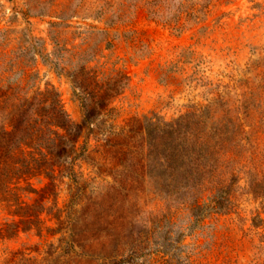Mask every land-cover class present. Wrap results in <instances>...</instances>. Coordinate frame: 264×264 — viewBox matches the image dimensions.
Masks as SVG:
<instances>
[{
    "label": "rangeland",
    "instance_id": "374dc122",
    "mask_svg": "<svg viewBox=\"0 0 264 264\" xmlns=\"http://www.w3.org/2000/svg\"><path fill=\"white\" fill-rule=\"evenodd\" d=\"M177 1L167 0L162 12H172ZM125 2L130 7L119 19V11L113 13L104 0H0V29H13L16 38L21 31L28 32L37 46L42 43L44 51L50 52L52 61L36 55L33 67L39 74L34 87L54 86L70 123L69 134L46 141L49 147L43 156L51 164L44 167L46 174L41 180L28 179L41 189L26 192L21 203L14 201L17 209L18 204H31L40 221H25L0 200V258L7 256L5 264H160L155 260L161 242L189 220L186 209L178 211L174 223L160 217L176 201L160 199L152 183L128 194L109 184L107 172L112 166L118 162L122 166V159L125 165L136 161L135 155L124 157L115 145L123 138H114L107 151L92 150L97 142L92 133L83 142L82 112L70 74H79L77 81L85 78L80 67L101 46L105 55L97 54L99 60L108 61L107 66L118 60L115 66L123 71L103 68L108 74L105 80L95 85L89 77L83 85L122 90L112 97L109 105L114 108L108 114L101 113L100 93L91 97L96 129H107L109 124L119 129L137 118L142 122L143 116L165 120L197 116L198 106L208 124L247 116L246 122L253 124L252 151L264 168V0H211L206 18L188 22L180 33L162 19L152 18L143 0ZM107 43L111 45L106 47ZM75 51L79 56L73 55ZM87 151L94 160L84 157ZM69 163L75 164V181L68 176ZM19 168L17 163L9 171L17 176ZM240 184H245L244 177ZM246 190V186L239 190L237 200L240 214L247 218L244 223L236 222L234 213L206 218L207 226L186 235L188 251L203 247L201 252L212 264L228 228L236 240L242 234L239 224L252 227L249 217L261 208ZM94 223H101V229H92ZM144 223L151 235L140 244L133 231ZM242 239L238 253H231L236 259L231 264H264V226L249 228ZM258 243L261 248L255 247ZM197 260L206 262L204 256Z\"/></svg>",
    "mask_w": 264,
    "mask_h": 264
},
{
    "label": "trees",
    "instance_id": "16d2710c",
    "mask_svg": "<svg viewBox=\"0 0 264 264\" xmlns=\"http://www.w3.org/2000/svg\"><path fill=\"white\" fill-rule=\"evenodd\" d=\"M210 1L178 0L170 13L162 12L163 4L167 0H143V4L146 5L147 12L152 18L162 19L170 28L180 33L188 22H198L206 18ZM104 2L113 8H111L112 12L119 11L117 13L119 19H123L130 7L125 0H104ZM13 32L11 28L0 29V37H2L0 40V200L8 203L10 212L24 216L25 221L38 222L40 219L31 209V204L26 202L18 204L19 210L13 208L14 201L21 203L26 192H38L41 189L31 186L28 179L34 177L41 180L42 174H46L44 167L47 164L51 165L49 158L43 156L46 153L44 149L49 147L46 141L69 134L70 123L56 88L52 85L43 90L34 87L39 74L33 67L36 55L46 61H52L50 52L44 51L42 43L37 46L32 41L35 39L34 36L28 32L21 31V36L18 38L12 36ZM106 45L109 47L108 45L111 44ZM102 49L101 46L97 52L85 57L79 70L81 74L86 75L85 78L77 81L79 74L76 72L70 74L73 92L82 112L79 130H84L83 142L87 141L89 134L92 133L97 141L96 147L92 150L98 148L107 151L113 143L112 140L115 141L114 138H123L115 145L120 147L118 150L124 152V157L135 155L136 161L131 165H125V160L122 159L120 161L124 165L121 166L118 162L119 165L112 166L107 172L111 179L109 184L123 190L125 194L135 190L139 193L143 190L144 183L154 184L152 191L156 196L163 200L176 201L172 210L160 212V217L167 216L170 223L181 209H186L188 212L189 220L185 226L175 229L173 236H167V239L161 242L158 249L161 254L155 261H159L160 264H208L206 254L201 252L203 247H199L196 252L188 251L190 245L184 242L185 237L191 235L195 229L201 230L207 226L205 219L215 214L234 213L237 217L236 222L244 223L247 218L240 214L237 201L241 195L239 190L243 186H246L245 192L250 194L253 200L259 201L261 208V210L256 209L249 217L250 226L263 227L264 217L261 214L264 213V168L252 151L253 124L246 122L247 116H239V121L228 118L208 124L206 116H200L202 107L198 106L197 116L184 114L171 120H165L161 116H143L142 122L141 118L133 120L135 126L132 121V125L119 129L113 124H109L107 129L100 127L96 129L94 125L97 116H93L96 110H93L94 103L90 102L91 97L100 93L101 113L108 114L114 108L109 105L112 97L122 90V88L106 86L91 89L87 84L83 85L84 82L89 83V77L95 85H98V82L108 77V74H105L108 69L123 71L122 67L120 69L115 66L118 60L111 66L106 65L108 61L106 63L99 60L97 54L105 55L102 54ZM77 53L75 51L73 55L79 56ZM32 105L34 109L30 108ZM30 111L36 116H30ZM90 152H85L84 157L94 160ZM17 163L21 168L18 169L19 174L15 176L9 168ZM74 165L69 163L67 168L68 176L70 175L75 181ZM243 177L245 184L241 185L240 180ZM15 179H18L17 185ZM21 181H25L27 185H23ZM23 208L25 209L22 210ZM92 225V229L96 227L97 230L102 226L101 223ZM135 227L136 224L132 227V231ZM252 227L239 224L242 234L236 240L228 228L218 243V250L213 254L215 256L212 264H231L236 261L232 259L231 253H238L239 245L244 242L242 238L249 234V228ZM38 229L40 234L41 228ZM149 231L145 223L140 228H136L133 234L138 236L137 243L147 242L151 235ZM255 247L262 246L258 243ZM132 249L131 251H134V247ZM131 253L129 256L132 255ZM202 256L206 262L197 260ZM6 258L7 256L0 258V264H5Z\"/></svg>",
    "mask_w": 264,
    "mask_h": 264
}]
</instances>
